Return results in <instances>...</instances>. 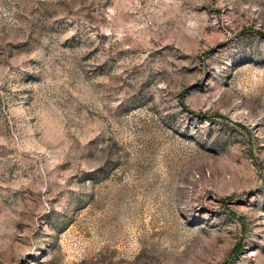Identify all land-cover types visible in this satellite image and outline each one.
Listing matches in <instances>:
<instances>
[{
  "label": "rangeland",
  "instance_id": "rangeland-1",
  "mask_svg": "<svg viewBox=\"0 0 264 264\" xmlns=\"http://www.w3.org/2000/svg\"><path fill=\"white\" fill-rule=\"evenodd\" d=\"M0 264H264V0H0Z\"/></svg>",
  "mask_w": 264,
  "mask_h": 264
}]
</instances>
